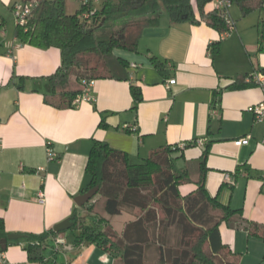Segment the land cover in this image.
Returning a JSON list of instances; mask_svg holds the SVG:
<instances>
[{
	"label": "crops",
	"instance_id": "0c3cea01",
	"mask_svg": "<svg viewBox=\"0 0 264 264\" xmlns=\"http://www.w3.org/2000/svg\"><path fill=\"white\" fill-rule=\"evenodd\" d=\"M15 2L0 0L4 30L8 28L6 12L13 13ZM234 4L238 8L232 10ZM232 5L229 13L234 28L225 35L204 21L173 23L161 4L158 23L142 29L137 50H125L128 80L95 79V101L76 106L72 102L59 106L55 101L62 97L60 92L81 88L80 82L53 91L47 78L61 65L60 49L24 43L16 34V23L11 35L0 41V220L5 231L41 234L72 220L74 212L89 213L75 199L89 182L86 166L95 140L128 152L132 161L164 146L192 143L175 163L188 167L193 178L208 142L205 184L209 193L241 208L248 219L264 223V120L256 121L251 110L263 100V93L245 81L247 74L264 68L259 33L264 7L244 14L237 2ZM212 6L211 2L207 9ZM216 43L219 49L213 52ZM159 61L165 62L163 72L156 66ZM170 79L175 82L169 83ZM132 84L142 92L136 109ZM214 109L220 111L219 116L213 114ZM126 125L138 129L132 131ZM197 139L205 143H194ZM48 146L57 152V159L48 158ZM244 164L262 178L236 174ZM194 188L189 182L181 191ZM40 190L45 193L43 203L38 201ZM96 210L118 230L128 219L106 215L104 203ZM71 226L42 244L41 260H30L22 244H12L0 264H122L120 257L95 243L75 244L78 231ZM220 233L223 243L238 254V264H264V239L225 222ZM60 237L65 244L56 243Z\"/></svg>",
	"mask_w": 264,
	"mask_h": 264
},
{
	"label": "trees",
	"instance_id": "16d2710c",
	"mask_svg": "<svg viewBox=\"0 0 264 264\" xmlns=\"http://www.w3.org/2000/svg\"><path fill=\"white\" fill-rule=\"evenodd\" d=\"M231 1L237 2L244 14L264 7V0ZM38 2L33 18L26 25L17 24L16 34L24 43L60 49L61 65L47 77L53 91L65 89L71 83L77 86L80 82L81 85L82 79L128 80L129 61L114 50L136 51L142 29L158 23L161 4L173 23L204 21L219 32L232 28L220 11L207 9L212 0H96L81 4L76 13L67 12L66 0ZM85 11L92 12L89 18L83 17ZM150 13L155 16L147 17ZM129 16L135 18L120 29L111 31L106 37L95 36L96 29ZM259 33L264 43V18L259 22ZM218 49L219 43L213 45V52ZM164 63H156L162 72ZM82 90V85L78 89L64 90L55 102L59 106L70 104ZM131 92L136 109L142 92L134 84ZM204 145L199 170L193 178L188 167H178L175 163L192 143L184 147L164 146L147 157L132 161L128 152L106 141L95 140L86 166L89 182L83 192L98 185L96 195L104 199L105 214L126 215L128 219L118 230L96 210L97 201L92 202L95 195L84 205L89 211L87 215L73 213L71 229L78 231L75 244L95 243L105 252L120 257L122 264H238V254L222 241L221 224L243 228L250 235L264 239V223L248 219L241 208H233L209 193L205 184L209 169L208 142ZM242 172L249 178H262L249 164L237 167L235 173ZM189 182L194 183L195 188L183 193L181 186ZM58 233L50 228L41 234L27 233L11 240L0 220V247L6 251L9 245L22 244L30 260H41L39 248Z\"/></svg>",
	"mask_w": 264,
	"mask_h": 264
},
{
	"label": "built area",
	"instance_id": "2783aa9c",
	"mask_svg": "<svg viewBox=\"0 0 264 264\" xmlns=\"http://www.w3.org/2000/svg\"><path fill=\"white\" fill-rule=\"evenodd\" d=\"M77 1L80 3V5L83 3L90 2V1L96 2V0H77ZM38 4H39L38 0H30L29 2H26V3L15 2L12 5V12H13V15L17 19V24L26 25L27 23H29V21L34 16V10L38 6ZM212 5L214 9L220 11L223 14V16L226 18L227 24L230 26L232 25L231 26L232 28L230 30L224 32L225 35H228L234 28V22L231 19L230 13H229L230 7L232 5V1L231 0H212ZM91 14H92L91 11H85L83 13V17L89 18ZM0 32L3 35H5V30L3 27V19L1 15H0ZM245 81L251 85H255L259 87L263 93V100L255 104L251 108L252 112L254 113L255 120L263 121L264 120V68L254 70L250 72L249 74H247L245 76ZM174 82H175L174 79L169 80V83H174ZM94 84H95V79H82L81 85L83 87V90L73 99L72 104L76 106L82 101L94 102L95 101V97L93 95ZM212 112L216 116H219L220 114V111L218 109H214ZM125 128L130 129L132 131H136L138 129L137 125H126ZM243 140L244 139H241L240 142ZM204 142H205V139L196 140V143L198 144H204ZM180 146L184 147L185 144L183 143ZM47 151H48V158L50 160L57 159L58 154L57 152L53 150L51 146H48ZM39 169L42 170L44 168L41 167ZM230 177H231L230 174L225 175L226 180H230ZM38 201L41 203L45 201V193L43 190H40L38 193ZM56 243L65 244V239L63 237L57 238ZM5 260H6L5 251L2 250L0 247V261H5Z\"/></svg>",
	"mask_w": 264,
	"mask_h": 264
},
{
	"label": "rangeland",
	"instance_id": "374dc122",
	"mask_svg": "<svg viewBox=\"0 0 264 264\" xmlns=\"http://www.w3.org/2000/svg\"><path fill=\"white\" fill-rule=\"evenodd\" d=\"M18 2H19V0H18ZM78 6L80 7V3H78L76 0H66V10H67L68 13H76L77 10H78L76 8ZM237 8H238V6L236 4H234V5H232V8L231 9L233 10V9H237ZM6 16L8 18V28L7 29L5 28L6 35H2L0 33V41L6 40L5 38L8 37L9 35H11L12 30H13V27L17 23V19L13 15V13L11 14L9 12H6ZM134 18H135L134 16H129L126 19H120V20H115V21L108 22V27H105V28L104 27H100V28L96 29L95 36L97 38L106 37V36H108V34L111 31L120 29L121 27H123L125 25V23L128 20L134 19ZM114 53L117 54V55H119V56H124L128 52L125 51V50L115 49L114 50ZM96 58L97 57L94 56V59H96ZM94 199H95V201H97L96 208L98 210L101 209L103 207L104 200L103 199H100V196L99 195H96Z\"/></svg>",
	"mask_w": 264,
	"mask_h": 264
},
{
	"label": "water",
	"instance_id": "95a60500",
	"mask_svg": "<svg viewBox=\"0 0 264 264\" xmlns=\"http://www.w3.org/2000/svg\"><path fill=\"white\" fill-rule=\"evenodd\" d=\"M99 190V186L96 185L94 187H92L91 189H89L88 191L82 193L81 195H79L75 201L77 203V205L82 206L85 205L88 201H90L98 192ZM72 220L71 219H66L58 224H56L54 226L55 231L60 232L66 229H69L70 226L72 225ZM23 235L21 234H9V238L11 240H16V239H20L22 238Z\"/></svg>",
	"mask_w": 264,
	"mask_h": 264
}]
</instances>
